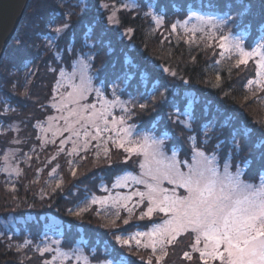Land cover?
I'll return each instance as SVG.
<instances>
[{
    "label": "trees",
    "instance_id": "16d2710c",
    "mask_svg": "<svg viewBox=\"0 0 264 264\" xmlns=\"http://www.w3.org/2000/svg\"><path fill=\"white\" fill-rule=\"evenodd\" d=\"M137 3L138 7L128 9L117 8L119 0H62L59 5L56 0H32L0 69V264L49 262L53 253H41L35 246L51 233L60 236L62 248L82 246L98 250L105 258L122 256L115 246L118 244L116 236L126 233L127 228L113 226L115 221L105 224L102 219L97 220L85 210L78 209L73 198L83 196L87 189L84 187L82 190V186L92 179L95 178L92 188H89L98 194L99 181H112L118 173L131 169L119 168L107 179L104 178L105 173L102 179L99 173H89L88 163L83 160L79 164V172H87L86 180L83 185L71 187L74 181L69 177L71 173L65 170H69L63 165L65 161H56V157L49 161L50 151H45L39 136L37 138V125L44 118L39 110L44 112L48 108L50 111L52 89L62 65L74 54L88 51L82 48L86 26H92L91 41L96 44L98 53L93 61L97 70L95 77L107 87L113 81L120 83V93L124 98L136 96L149 103L148 108L135 107L132 113L131 122L136 123L140 130L164 134L169 139L167 150L178 147L180 160L187 161L193 153V142L186 139L195 134L198 138L196 144L200 147L205 126L210 129L208 135L211 139L201 149L210 153L216 144L223 142L219 150L222 161L233 132H238L237 140L246 149L241 159L253 160L246 179L256 181L263 175L258 174L264 168V160L258 159L264 152V107L260 105L259 97L250 99L246 78L241 82L237 73L240 68L226 63L218 65L216 48H205L179 38L172 31V26L190 11L234 14V25L230 31L246 35L250 47L264 36V0H219V6L217 0H138ZM149 4L153 5L158 16L163 17L164 25L157 27ZM65 13H71L67 19L72 27L62 40L55 42L62 59H54L53 51L45 46L43 36L48 33L44 25L49 20L60 24ZM110 16L112 22H109ZM37 24L39 27L33 28ZM128 29L132 31L129 33ZM35 32L41 33V38H36ZM73 32L75 50L64 52ZM17 39H24L26 46L19 47L15 43ZM252 70L251 67L250 74ZM172 72L176 75H171ZM127 73H131L133 79L125 84L121 77ZM26 74H31V79L25 87ZM42 74L54 77L46 81L41 79ZM153 92L156 99L150 101ZM162 94L168 98L166 103H162ZM6 107L15 111L4 115ZM189 109L192 111L190 118L181 115L180 119L186 121L189 118L191 132L175 117L168 119L170 112L179 110L184 113ZM12 123L21 124L22 133L13 128ZM245 128L251 130L250 137L241 138L239 133ZM11 146L20 151L16 157L20 175L15 178L3 171V155ZM53 164L59 167L56 171L61 175L60 182L51 175ZM231 164L237 170V161L233 160ZM68 209L73 210L71 214ZM158 216L160 214L147 219L145 227H140L147 229ZM2 220H14L16 227L10 226L3 231ZM134 223V219L130 220L126 226L137 227ZM51 225H55L54 230L49 229ZM26 241L31 243L26 245ZM17 246H20L19 250ZM123 247L120 249L124 251ZM185 248L182 246L183 252Z\"/></svg>",
    "mask_w": 264,
    "mask_h": 264
},
{
    "label": "snow or ice",
    "instance_id": "6c2138e0",
    "mask_svg": "<svg viewBox=\"0 0 264 264\" xmlns=\"http://www.w3.org/2000/svg\"><path fill=\"white\" fill-rule=\"evenodd\" d=\"M59 5L62 0H56ZM219 6V0H217ZM105 7H107L105 5ZM53 15H59L54 13ZM71 13H65V19L60 24H56L54 20L45 22V29L48 35H44L43 39L46 41V48L53 51L54 59H62L60 52L56 49V41L62 40L71 30V24L68 16ZM146 15H152L146 13ZM156 22H161V17L156 16ZM109 22L113 18L110 16ZM211 23V21H206ZM39 25H34L33 28H38ZM87 30L82 36V48H87V52H81L80 55V85L73 87V92L69 93V102L78 105L76 109L69 110V116L77 117L76 123L83 121L82 127L85 129L87 125H91L97 133L101 131L115 132L116 138L108 137L113 143L119 147L124 148L125 152L135 153L142 155L144 160L140 163V168L143 169V175L148 179H135V183L144 184L148 192L136 191L132 195L139 196L142 202L147 196L149 206L146 212L140 214L139 219L143 220L145 216H151L155 212L164 213L169 218L164 221L162 226H157L152 232H136L129 236L128 239H123L121 236H116V239L121 245L129 244L130 240H135L137 247L141 246V236H146L148 242L142 245L143 248H151L153 254L157 252V245L159 244L160 255L156 257L157 260L162 261L168 255L166 245L168 243H183L177 241V237L182 233H190L187 237L191 243L190 250L183 252V258L192 261V264H214L218 261L219 264H264V184L256 186L251 183H245L241 180V175L246 174L248 169H251L253 160L251 158L241 159L243 152L246 150L237 140L238 132H233L231 141L229 142L228 151L224 156L223 171L217 166V156L222 147L223 142L215 145L213 148L212 156L205 155L201 150L202 147L208 145L209 137L208 132L210 129L205 126L203 128L204 140L200 147L195 146V136H189V141L194 144L193 153L190 157L191 163L187 160L178 161L176 156L180 149L173 148V155L171 158H166L161 151V146L164 140H158L143 136L140 140L133 141L131 139L132 128L126 125L125 115L113 117L112 128H108V117L111 112L108 109L114 108L117 105L121 107L122 112L128 113L129 118L131 115V108L139 107L146 109L149 107L148 102L141 101L136 97L130 98L128 101H120L117 93L120 91L119 83L112 82V96L113 100L104 101V106L100 111H96L95 104H88L79 106V101L85 99L90 93H95V96L100 99L103 96V84L100 81V86L93 88V76L87 73L92 71V63L98 55L96 51V44L91 41L92 26H86ZM132 30L128 29L130 33ZM172 31H176V25L172 26ZM55 35L52 36L51 34ZM125 33L124 35H127ZM36 38H41V33H34ZM75 33L69 36L68 43L63 49L64 52H72L75 50ZM227 37L224 38L226 40ZM224 40L221 41V47H226ZM15 43L19 47H25L26 41L24 39H17ZM27 46L38 47L35 44H28ZM257 52L245 53L240 50V55L244 59L239 63H247L248 58L257 55ZM87 61L85 63L84 61ZM30 66V65H28ZM259 68L264 75V54H261ZM55 71V69H50ZM171 75L175 76L176 73L172 72ZM61 76L63 72L61 71ZM31 79V74H26L25 87L27 82ZM125 84H128L132 79L131 73L125 74L123 77ZM186 83V81H185ZM264 85V80L261 81ZM264 91V87L261 89ZM155 92L149 97L150 101H155ZM168 98L162 94V103H166ZM191 105V101L189 102ZM55 107V105H53ZM91 110V115L85 116L84 113ZM8 111H15L14 109L5 108L4 115ZM191 111L180 113L179 110L168 113V119L179 121L186 128L190 129L191 125L185 120H181L180 116H189ZM54 118L49 117V120ZM102 121L105 127L101 128L100 122ZM119 125L120 127H117ZM43 130V129H42ZM70 130V129H65ZM250 129H243L241 138L250 137ZM74 135L79 133L74 132ZM123 134V135H122ZM90 135L85 130V138ZM92 139H97V136H91ZM18 142V141H17ZM66 143V141L64 142ZM127 143L128 147L125 146ZM63 145H61L62 147ZM99 147V145H97ZM76 149L73 148V152ZM258 159L264 160V152H261ZM237 161V172L233 174L229 169L231 162ZM183 163L187 167V172L181 171L180 165ZM241 167L245 172L240 171ZM7 171V169H5ZM17 175L20 171L16 170ZM258 174H264V168H261ZM75 175V173H73ZM169 184H174L178 187L184 188L187 195L177 197L174 192L169 193L168 189L162 187L163 181ZM125 201L131 200V196L123 197ZM93 203L98 201L93 200ZM104 203V201H99ZM124 207L127 209V205ZM136 207V205H133ZM72 213V209H68ZM131 214V209H128ZM80 215V212H76ZM119 215V213H117ZM124 223L127 224L128 220L125 219ZM154 237H156L154 239ZM31 241H26L25 244H30ZM20 246H17L19 250ZM39 248V246H37ZM50 249L45 246L41 251H49ZM193 253H198L194 258ZM49 264V262H45ZM85 264H88L87 260ZM108 264H112L109 261ZM147 264H152L149 260Z\"/></svg>",
    "mask_w": 264,
    "mask_h": 264
},
{
    "label": "rangeland",
    "instance_id": "374dc122",
    "mask_svg": "<svg viewBox=\"0 0 264 264\" xmlns=\"http://www.w3.org/2000/svg\"><path fill=\"white\" fill-rule=\"evenodd\" d=\"M32 2V1H31ZM138 0H119V4L117 8H128L133 9L138 7ZM31 4V3H30ZM151 11L154 14V21L157 27L164 25V19L161 17V22H156V16H158L154 10L153 5H148ZM234 14L230 15H217L213 13H204V12H195L190 11L187 16L183 19H177L175 22L176 31H173L179 38L184 39L186 41H190L194 44H201L202 47H214L218 50V65L222 64H230L233 68L237 67L240 68L238 70V75L240 77L241 82L245 81L246 78V89L251 97H259L260 105L264 107V91H262V87L264 85L261 84V81L264 80V75H262V70L259 68V63L261 59V54H264V36L259 38L257 42L253 45L248 47L247 37L243 33L233 34L230 31V27L234 25L233 18ZM206 21H211V23H206ZM18 35V34H17ZM227 37L226 40L224 38ZM224 40L226 47H221V41ZM242 49L243 52H257L259 49V53L248 58L247 63H239L240 60L244 59L243 56L240 55V50ZM4 62V61H3ZM87 63V61H84ZM4 66V65H3ZM252 67V74H250V69ZM61 71L63 72V76H61ZM58 75V79L53 86L52 93H51V100H50V111L46 108L43 112L41 111L42 116L44 117L38 124V135L39 142L41 145L45 147V151H50L51 156L49 161L53 160L55 157L57 158L56 161L62 160L66 165L69 167V170L65 168V170L69 171L71 174L66 175L72 178L74 181L71 187H77L84 184L86 180V173L79 172V164L84 160L88 163V172L91 174L99 173L98 176L103 177L105 173L107 177L111 174H114L116 170L119 168H130L131 170L127 169L114 178L112 181H104L101 180L98 183L99 192L98 194H94V190L92 188V184L95 180L92 179L90 183L84 184L82 186V190L84 187L87 189L83 196L79 197L76 196L73 198L76 200V205L78 209L85 212H88V215L94 216L97 220L102 219L103 223L108 224L112 221H115L113 226H120L121 229L127 228V232L124 234H119L123 239H128L129 236L133 235L136 232H152L154 228L157 226H162L164 221L169 217L166 216L164 213L155 212L150 217L145 216L143 220L139 219L140 214L142 212H146L147 207L149 206V201L147 196L141 202L139 196L132 195V193L136 191L140 192H148L147 187L144 184H137L135 183V179H148L143 175V169L140 168V163L143 162L144 157L142 155H137L135 153L125 152L124 148L119 147L117 144L113 143L112 140H109L108 137H112L113 139L116 138L115 132L112 131H101L99 133L89 124L85 129L82 127L83 121L80 123H76L77 117L69 116L70 109H76L78 105L69 102V93L73 92V87H79L80 85V73H81V65H80V55L79 53L74 54L70 58L67 59V63L62 65V70ZM97 71L93 67L92 63V71L87 73L88 75L93 76L92 80V87L96 88L100 86V81L97 79L94 72ZM247 74V75H246ZM54 77L50 74V76L41 75V79H46ZM99 77V76H98ZM119 88L121 90V84L119 83ZM120 101H128L130 98H124L120 91L117 93ZM136 97V96H134ZM114 97L112 96V84L111 86L107 87L106 83L103 84V96L102 98L98 99L95 96V93H90L85 99L79 101V106L88 105V104H95L96 111H100L101 108L104 106V101L113 100ZM138 99V98H137ZM55 105V107H53ZM135 107L131 108V115L129 118L128 113L122 112L121 107L117 105L114 108L108 109L111 112V116L108 117L109 124L107 125L108 128H112V119L113 117H118L120 115H125L126 117V125L132 128L131 139L133 141L140 140L141 137L147 136L149 138H154L158 140H164V144L161 146V151L163 152L166 158H171L173 155V149L171 151L167 150L169 142L165 135H157L156 132L150 131H143L138 128V125L132 121L131 116L134 113ZM191 111V109H189ZM188 110V111H189ZM192 113V111H191ZM85 116L91 115V110H88L84 113ZM49 117L54 119L49 120ZM190 118V115L187 116ZM189 118L186 119L187 123L191 125ZM17 130H21V124L12 123ZM12 126V125H11ZM101 128L105 127L100 122ZM117 127H120L117 125ZM43 129V130H42ZM70 129V130H65ZM85 130L90 133L85 138ZM191 132V128L189 129ZM79 133V135H74L73 133ZM123 135V134H122ZM91 136H97V139H92ZM191 136H195V146L199 147L196 144L198 138L195 134H191ZM1 137V136H0ZM186 140H189L188 138ZM66 141V143H64ZM192 143V142H191ZM61 145H63L61 147ZM99 145V147H97ZM125 146L128 147L127 143ZM194 147V144H193ZM73 148L76 149L73 152ZM202 150V149H201ZM204 151V150H203ZM180 152V151H179ZM179 152L176 156L178 161H185L180 160ZM205 152V155L212 156L213 152ZM20 155V151L17 147H8L3 155V165L6 175L15 178L17 175L16 170L20 169L17 166L16 157ZM67 162V163H66ZM191 163V159L188 160ZM222 162V163H221ZM217 166L220 168L221 172L223 171V164L221 157L217 156ZM181 171L187 172V167L181 163L180 165ZM7 169V171H5ZM59 169L58 166L53 164V169L51 170V175L55 176L56 180H61V175L56 171ZM233 174L237 172L235 168L231 167L229 169ZM240 171L242 173L245 172L244 168H241ZM75 173V175H73ZM247 174V173H246ZM246 174L241 175V180L245 183H251L256 186L264 184V174L260 177V179L256 181H249L246 179ZM70 187V188H71ZM90 187V188H89ZM162 187L169 190V193H175L177 197H181L187 195L186 190L184 188L178 187L174 184H169L166 180L163 181ZM69 188V189H70ZM93 193V194H90ZM88 194V195H87ZM87 195V196H86ZM131 196V200L125 201L122 198ZM96 200L97 203H93L92 201ZM99 201H104V203H100ZM127 205V209L124 205ZM136 205V207H133ZM128 209H131V214L129 213ZM119 213V215H117ZM158 216L155 218V223L151 222L150 226L147 229L140 227L144 226L147 223V219L151 218L152 216ZM127 219L128 222L134 219V224L136 226H126L127 224L124 223V220ZM16 221L9 220L8 222H3L4 229H9V227H16ZM130 225V224H129ZM55 225H51L49 229H55ZM136 228H139L136 231ZM186 237H182V236ZM190 233H182L177 237V241H183V243H168L166 245V250L168 255L164 257L162 261L153 259L160 255L159 251V244L157 245V252L153 254L151 248H143L142 245L148 242V238L146 236H141V246L137 247L135 240H130L129 244L124 245L123 250L120 248L122 247L121 243L118 242L116 249L121 252L122 256L112 258L111 255L105 258L98 250L94 249H85L81 247H69L68 249L61 247V239L60 236L56 233H51L47 237L44 236L42 241L40 242L39 248L35 246L41 253H53L52 258L49 260V264H85L86 260L88 264H108L109 261H112V264H147L149 260L152 261V264H192V261L185 260L183 257V249L182 246L186 247V251H189V245L191 241L187 238ZM156 237H154L155 239ZM45 246H47L50 250L49 251H41ZM78 246V245H77ZM195 254V255H193ZM193 257L195 258L198 253H193ZM181 256V257H180ZM125 258H129V260H125ZM214 264H219L218 261L214 262Z\"/></svg>",
    "mask_w": 264,
    "mask_h": 264
},
{
    "label": "water",
    "instance_id": "95a60500",
    "mask_svg": "<svg viewBox=\"0 0 264 264\" xmlns=\"http://www.w3.org/2000/svg\"><path fill=\"white\" fill-rule=\"evenodd\" d=\"M32 0H0V67Z\"/></svg>",
    "mask_w": 264,
    "mask_h": 264
},
{
    "label": "bare ground",
    "instance_id": "6f19581e",
    "mask_svg": "<svg viewBox=\"0 0 264 264\" xmlns=\"http://www.w3.org/2000/svg\"><path fill=\"white\" fill-rule=\"evenodd\" d=\"M30 3H31V2H30ZM29 6H30V5H29ZM28 8H29V7H28ZM27 10H28V9H27ZM26 13H27V11H26ZM25 15H26V14H25ZM24 18H25V16H24ZM18 32H19V31H18ZM17 34H18V33H17ZM13 41H14V40H13ZM13 41H12V42H13ZM11 44H12V43H11ZM11 44H10V45H11ZM9 47H10V46H9ZM9 47H8V48H9ZM7 51H8V50H7ZM6 55H7V53H6ZM5 57H6V56H5ZM3 61H4V60H3ZM2 64H3V63H2ZM1 66H2V65H1ZM0 69H1V67H0Z\"/></svg>",
    "mask_w": 264,
    "mask_h": 264
}]
</instances>
